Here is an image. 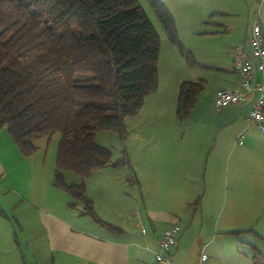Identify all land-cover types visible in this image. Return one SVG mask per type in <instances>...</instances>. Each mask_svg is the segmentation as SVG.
Returning <instances> with one entry per match:
<instances>
[{
    "label": "crops",
    "instance_id": "obj_1",
    "mask_svg": "<svg viewBox=\"0 0 264 264\" xmlns=\"http://www.w3.org/2000/svg\"><path fill=\"white\" fill-rule=\"evenodd\" d=\"M159 1L173 17L179 41L199 57L197 78L189 81L204 83L191 110L181 120L175 114L178 86L188 79L172 66L141 108L123 119L127 134L112 157L127 162L84 180L85 198L111 228L81 213L84 200L69 206L70 195L53 185L54 163L41 154L47 136L34 141L37 149L29 156L10 142L0 146V264H153L162 231L174 223L173 264H196L201 249L208 264L212 256L213 264H229L218 259L216 236L232 231L264 240V131L247 125L251 102L214 110L215 92L238 86L232 57L248 53L257 9L264 33V0ZM19 206L18 222L28 227L22 242L35 250L30 262L15 251L20 243L12 217ZM34 217L35 224L28 222ZM243 242L249 248L251 242ZM210 245L216 254L207 252Z\"/></svg>",
    "mask_w": 264,
    "mask_h": 264
},
{
    "label": "trees",
    "instance_id": "obj_2",
    "mask_svg": "<svg viewBox=\"0 0 264 264\" xmlns=\"http://www.w3.org/2000/svg\"><path fill=\"white\" fill-rule=\"evenodd\" d=\"M144 1L167 41L195 64L165 5ZM159 51L160 38L138 0H0V129L5 127L23 156L36 151V139L58 133L53 185L70 195L69 206L84 200L81 213L110 228L85 198L84 180L127 159H113L95 135L124 137L123 119L157 88ZM203 83L180 82L179 120ZM65 171L80 181L67 182ZM249 249L251 264H264V253L253 243Z\"/></svg>",
    "mask_w": 264,
    "mask_h": 264
},
{
    "label": "rangeland",
    "instance_id": "obj_3",
    "mask_svg": "<svg viewBox=\"0 0 264 264\" xmlns=\"http://www.w3.org/2000/svg\"><path fill=\"white\" fill-rule=\"evenodd\" d=\"M139 4L142 6L144 9L147 18L153 25L155 31L157 32L159 38L161 39V45H160V51H159V57H158V62H157V71H158V79L160 81H165L167 79V76L169 75V67H176L178 70L183 71V77L185 79H196L197 78V69L196 66H193L194 64H190L187 62L186 58L181 55L179 52L178 48L171 45L165 38L162 28L160 24L158 23L156 17L152 13V11L149 9L148 5L144 0H138ZM180 42V41H179ZM182 47L189 51L190 54L193 57V61L195 63L197 62L198 58L197 57V52L195 50H191L190 48H187L182 44ZM191 44L193 47L196 46V42L192 41ZM171 54H169V51ZM125 130V128H124ZM125 134H127L125 130ZM95 140L100 144L103 145L112 151V155L117 153L119 145L122 143L121 140L119 139V135L115 132H103V133H97L95 136ZM57 141H58V135L54 137H50L49 140H45L43 142V149L41 154H46V162L50 160V164L53 166L54 159H55V152H56V147H57ZM10 142V144H15L11 137L9 136L8 132L6 131L5 127H2L0 129V146L1 147H6L7 143ZM65 180L66 181H78L79 177L74 174L71 171H65L64 172ZM11 187V186H10ZM9 187V188H10ZM10 194V193H9ZM82 201H76V204H79ZM216 200H214L211 205L209 206V210L213 208L215 205ZM223 203V202H222ZM17 215L12 217L17 220V222L14 221L15 227H16V236L19 239L20 243V249L15 248V251L17 252V255L20 258L25 259L27 262H30L32 257V252L35 250L32 248H26L25 244L22 242L23 238H26L28 235L26 234V226L23 225L25 223L24 220H21V222H18L19 216L18 213H20V206L16 210ZM28 222L35 224L36 218L29 219ZM19 224V225H18ZM21 228V229H19ZM19 229V230H18ZM217 244L220 246L219 251H220V258L219 260H228L229 264H233V262H237L239 264H250V249L248 248V245L245 244L243 241H248L253 243L257 249L260 252L264 253V242L257 238L255 235L252 233H244L239 236H234V235H217ZM18 247V246H17ZM14 250V249H13ZM211 251V252H210ZM208 253H211L212 255L216 254V250L212 245H210V248L207 249ZM39 257V256H38ZM37 256H35L36 259H38ZM216 261L215 257L212 256L210 258L209 264H213Z\"/></svg>",
    "mask_w": 264,
    "mask_h": 264
},
{
    "label": "built area",
    "instance_id": "obj_4",
    "mask_svg": "<svg viewBox=\"0 0 264 264\" xmlns=\"http://www.w3.org/2000/svg\"><path fill=\"white\" fill-rule=\"evenodd\" d=\"M247 45L246 55L236 51L232 57V67L239 78L238 86L218 89L214 94V110L251 102L246 116L247 125H254L257 130L264 131V33L258 9L249 23ZM255 75H258V79H255ZM243 133L244 130L238 137ZM178 233L179 226L176 223L162 231L157 242L158 250L153 255V264H173L170 250ZM196 264H208V254L203 249Z\"/></svg>",
    "mask_w": 264,
    "mask_h": 264
}]
</instances>
